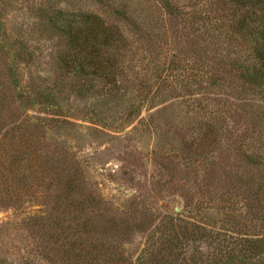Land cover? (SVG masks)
<instances>
[{"label": "rangeland", "instance_id": "374dc122", "mask_svg": "<svg viewBox=\"0 0 264 264\" xmlns=\"http://www.w3.org/2000/svg\"><path fill=\"white\" fill-rule=\"evenodd\" d=\"M218 1L0 0V264H65L70 248L76 264H134L158 256L170 225L264 239V95L240 81L251 61L240 42L206 39L204 20L193 19L218 14ZM164 2L184 17L169 18ZM57 10L126 14L141 28L126 53L124 95L97 107L106 127L93 120L94 100L66 105L58 120L73 130L34 128L35 118L56 116L22 108L21 93L54 89L62 48L42 18ZM200 100L206 113L188 112ZM214 116L212 127L227 125L223 138L203 134ZM66 167L78 175V208L96 210L94 235L70 239L69 206L55 197ZM209 242L190 240L179 260L207 259L216 251Z\"/></svg>", "mask_w": 264, "mask_h": 264}, {"label": "trees", "instance_id": "16d2710c", "mask_svg": "<svg viewBox=\"0 0 264 264\" xmlns=\"http://www.w3.org/2000/svg\"><path fill=\"white\" fill-rule=\"evenodd\" d=\"M169 4V2H164V8L170 13L167 14L169 18L184 17V14H172L173 8ZM217 7L218 14H212L206 19L193 18L196 22L204 20L206 26L201 34L206 36V39H213L221 36L222 33L224 39L233 43L240 42L251 58L248 65L240 69V72L238 71L240 81L246 86V92L258 96L264 95V0H219ZM43 15L44 26L52 35V39H56V44L62 48L58 58L59 71L54 79L53 90L44 88L35 90L31 94L27 93V95H24V92L21 93L22 108L36 105L53 112L56 116L55 119L35 118L34 128L39 129L46 126L43 121H47L57 129L60 127L59 124L63 123V128L67 125L69 130H73L70 122L58 120L60 116L67 117L66 105L73 99L75 102L84 103L83 109H86L85 104L94 100L91 104L94 107L91 112L93 120L106 127L108 123L97 107L101 104L100 107L104 108L110 101L122 98L124 95L126 53L130 52L132 38L141 32L140 26L126 14H109V18H103L99 14L90 12L57 10L54 14ZM196 30L200 31L199 28ZM25 48L23 46L17 52L21 60L25 55ZM167 66L169 70H173L174 61H169ZM223 87L216 82L209 84V89ZM193 106L192 111L188 112L206 113L207 108L205 105L202 106L201 100ZM210 121L211 124L205 127L207 131L203 134L223 138L224 131L227 129L225 121H221V129L212 127L213 124H217V117H212ZM250 157L254 159L255 164L259 163L260 158ZM65 169L67 180L61 189L58 188L60 192L55 197L58 200L60 195L62 199L64 198L65 204L69 206L68 229L71 238L67 236L66 239L85 237L82 234L94 235L96 230L90 227V220L95 217L93 214H96V210L93 207L85 212L81 207L78 208L77 204H80L78 196H81L75 185L78 175L73 167ZM82 215L85 216L82 217ZM221 225L225 227V224ZM89 227L90 229H87ZM213 234L215 235L208 233L206 227L197 224L191 225L190 229L187 224L182 227L170 225L158 239L161 246L158 256L147 253L145 258L136 259L134 264H145L146 259L147 261L150 259L153 264H251L252 262L263 264L264 239L262 237L244 240L227 238L225 228H219L218 232ZM190 240L210 241L209 244L215 245L216 251L207 259L193 254L189 261L187 259L180 261L181 251H184L179 247ZM164 247L168 251L169 259L165 257ZM79 257L77 254L73 255L72 248H70L62 253L61 260L65 264H76L73 259Z\"/></svg>", "mask_w": 264, "mask_h": 264}]
</instances>
